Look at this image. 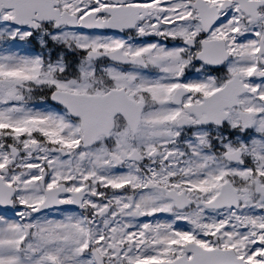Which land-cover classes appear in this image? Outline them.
Wrapping results in <instances>:
<instances>
[{
  "label": "snow or ice",
  "instance_id": "snow-or-ice-1",
  "mask_svg": "<svg viewBox=\"0 0 264 264\" xmlns=\"http://www.w3.org/2000/svg\"><path fill=\"white\" fill-rule=\"evenodd\" d=\"M0 264H264V0H0Z\"/></svg>",
  "mask_w": 264,
  "mask_h": 264
}]
</instances>
